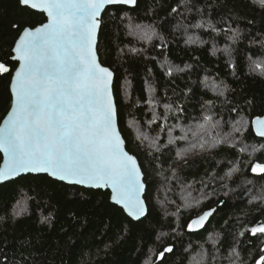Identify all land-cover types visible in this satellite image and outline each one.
<instances>
[{"label":"trees","instance_id":"obj_1","mask_svg":"<svg viewBox=\"0 0 264 264\" xmlns=\"http://www.w3.org/2000/svg\"><path fill=\"white\" fill-rule=\"evenodd\" d=\"M136 4L120 10L109 7L102 14L97 52L100 62L114 72L119 130L145 173L144 198L150 214L133 221L110 202L108 191L67 185L47 175L21 176L0 185V264H5V256L6 264H160L158 252L169 244L174 253L164 264H190L197 252L208 253V264H228L222 257L228 256L238 233L264 222V203L253 199L264 190V174L251 172L255 163L264 164V139L251 128L252 119L264 114V70L255 67L264 64V9L252 0H187L186 4L137 0ZM42 22L43 13L21 6L19 0H0V63L11 70L0 73V122L11 104L10 80L17 65L11 60L12 47L25 27ZM209 22L217 31L207 26ZM198 23L204 26L195 27ZM129 24L151 26L157 35L151 43L138 41L129 34ZM233 30L239 33L236 39L231 38ZM189 37L197 42L186 43ZM132 47L142 51L133 54ZM213 84L227 86L225 95L217 96ZM149 100L156 103L149 105ZM165 104L184 109L168 114L169 126L195 123L193 118L202 120L210 110L225 132L231 130L229 121L239 119L247 122V131L236 134L234 147L221 145L176 163L177 179H168L170 160L185 145L168 146L170 155L165 149L161 166L148 155V141L141 145L136 140L138 127L150 138L159 133L158 143L167 144L166 131L157 127L165 124ZM233 107L237 112L231 111ZM153 108L160 118L149 127ZM233 166L240 170L225 177ZM189 191L196 199L207 195L199 210L194 203L184 207L182 196ZM209 208L216 212L205 227L188 232L189 220ZM210 234L212 239L219 237L215 247ZM261 239L247 233L241 238L238 247L244 264H255L252 257L264 247Z\"/></svg>","mask_w":264,"mask_h":264},{"label":"snow or ice","instance_id":"obj_2","mask_svg":"<svg viewBox=\"0 0 264 264\" xmlns=\"http://www.w3.org/2000/svg\"><path fill=\"white\" fill-rule=\"evenodd\" d=\"M252 2L264 9V0ZM19 3L46 14L47 21L34 29L25 28L12 49L13 59L19 66L11 84V111L4 124L0 125V151L7 158L4 167L0 168V182L22 173H47L69 184L110 188L111 200L115 205L122 206L128 216L137 221L141 217L147 218L150 207L142 198L146 192L145 173L137 157L126 150V140L118 127V106L113 98V73L98 62L96 54V37L102 25V14L109 7L120 10L124 6L136 5L137 0H19ZM181 3L186 4L187 0H181ZM177 11V8H172L173 13ZM203 26L202 23L195 25L197 28ZM207 26L217 31L211 22ZM233 33L231 38L236 39L239 33L235 30ZM129 34L147 43H151L157 35L151 26L131 24ZM196 42L192 37L186 41ZM129 51L139 54L142 49L132 47ZM224 51L229 53L228 48ZM255 67L264 70L262 63H255ZM10 71L4 63H0V73ZM171 74L172 69H169L168 75ZM213 90L217 96H224L227 86L221 88L213 84ZM148 103L153 105L156 101L149 100ZM205 103L210 105L212 102ZM163 107L165 124H157L160 117L153 108V118L148 125L157 124L161 132L166 131L167 144L158 143L159 133L150 138L138 127L136 140L141 145L148 141L151 149L148 155L161 166L160 156L164 150L168 149L170 155L168 146L185 145L178 148L175 157L171 158L169 169L172 176L168 179H177L176 163L186 160L191 154L209 153L221 145L234 147L236 134L243 136L247 131V122L239 119L229 121L231 130L225 132L222 121L215 119L210 110L203 114L202 120L193 118L195 123L169 126L166 123L168 114L183 113L184 109L173 108L171 104ZM231 111L237 112V109L233 107ZM251 124L255 134L264 137V118L257 117ZM129 125L136 127L135 122L130 121ZM177 130L179 134H174ZM239 170L233 166L225 177L231 178ZM251 172L264 174V164L255 163ZM157 175L163 176V173L158 172ZM182 199L185 208H192L194 203L199 210L202 200L208 197L202 194L201 199H196L189 191ZM253 199L264 203V190ZM215 212V208H209L190 219L187 231L195 233L203 229ZM246 233L258 239L264 237V222L238 233L228 256L222 257L228 264H244L238 245ZM218 239V236L212 239L214 247ZM261 243L264 244V239ZM184 251L187 253L189 250L186 248ZM257 252L258 255L252 259L255 264H264V247H259ZM173 253L174 245L169 244L158 252L156 259L164 264L168 255ZM207 257V252H197L191 257L190 264H208ZM3 259L6 264L7 257Z\"/></svg>","mask_w":264,"mask_h":264},{"label":"water","instance_id":"obj_3","mask_svg":"<svg viewBox=\"0 0 264 264\" xmlns=\"http://www.w3.org/2000/svg\"><path fill=\"white\" fill-rule=\"evenodd\" d=\"M136 5H137V4H136ZM134 6H135V5H132V6H125V7H134ZM34 11H37V12L42 13L41 11H38V10H34ZM43 14H44V13H43ZM44 15H45V22H46V21H47V16H46V14H44ZM45 22H42L41 24H43V23H45ZM41 24H38L37 26H39V25H41ZM37 26H35V27H37ZM35 27H25V28H31V29H34ZM25 28H24V29H25ZM24 29H23V30H24ZM23 30H22V31H23ZM22 31L20 32L19 36L21 35ZM99 31H100V29H99L98 32H97V37H96V39H97V44H98ZM19 36H18V37H19ZM18 37H17V38H18ZM16 41H17V39L15 40V43H16ZM15 43H14V45H15ZM14 45H13L12 49L14 48ZM96 54H97L98 62H99L103 67H107V66L103 65V64L100 62V59H99V56H98V52H97V46H96ZM13 57H14V53L12 52L11 60L14 61V62H16L17 65H16V67H15L13 73H12L11 80H10V87H9V88H10V93H11V104H10V107H9L7 113L5 114V117H3V119L1 120L0 125H3V124H4V121L8 118V113L11 111L12 102H13V96H12V92H11V84H12L13 77H14V75H15V70H16V69L18 68V66H19L18 62L15 61V60L13 59ZM107 68L113 73L112 81H114V72H113L109 67H107ZM113 86H114V85H113V83H112V90H113ZM113 98H114V94H113ZM114 101H115V99H114ZM257 117L264 118V114L261 115V116H256V117H254L252 120H254V119L257 118ZM118 127H119V126H118ZM251 128H252L253 133L255 134V128H254V126H253L252 124H251ZM255 136L258 137V138L264 139V137H259V136H257L256 134H255ZM126 150H127V149H126ZM127 151H128V150H127ZM128 152H129V151H128ZM0 153H1V156H0V157H2V158H1V162H0V168H2V167H4V165H5L6 161H7V158H6V156H5V154H4L3 151H0ZM129 153H130V152H129ZM130 154H132V153H130ZM132 155H133V154H132ZM137 160H138V159H137ZM138 163H139V161H138ZM27 175H47V176H49L47 173H22V174H20V175L17 176V177L11 178L10 180L0 182V185H2V184H4V183H7V182H9V181L11 182L12 180L17 179L18 177H21V176H27ZM49 177H50V179L52 178V179H54V180H57V179L54 178V177H51V176H49ZM57 181H59V180H57ZM59 182L64 183V181H59ZM65 184H67V185H73V186H79V187H82V188H85V189L102 190V191H104V192H105V191H108V192H109V200H110V202H111L112 204H114V202L111 200L112 192H111V189H110V188H95V187H89V186L79 185V184H69V183H67V182H65ZM144 196H145V193L142 194V198H143V199H145ZM145 202H146V201H145ZM114 205H115V204H114ZM146 205H147V204H146ZM116 206L123 210L122 206H120V205H116ZM123 212L127 215V213H126L124 210H123ZM201 214H202V213H201ZM201 214H199V215H201ZM127 217L131 218V220L133 219L132 217H130V216H128V215H127ZM196 217H197V216H196ZM143 218H144V217H141L140 220L143 219ZM194 218H195V217H194ZM210 218H211V217H209V220H210ZM209 220H208V222H209ZM133 221H137V220L133 219ZM208 222H206V224H207ZM206 224H205V225H206ZM200 230H201V229H200Z\"/></svg>","mask_w":264,"mask_h":264},{"label":"rangeland","instance_id":"obj_4","mask_svg":"<svg viewBox=\"0 0 264 264\" xmlns=\"http://www.w3.org/2000/svg\"><path fill=\"white\" fill-rule=\"evenodd\" d=\"M130 35H131V34H130ZM132 36H135V35H132ZM136 37H137V36H136ZM137 39H138V41H141L139 38H137ZM181 193H182V192H181ZM183 196H184V195H183ZM183 196H182V197H183ZM183 201H184V200H183Z\"/></svg>","mask_w":264,"mask_h":264}]
</instances>
